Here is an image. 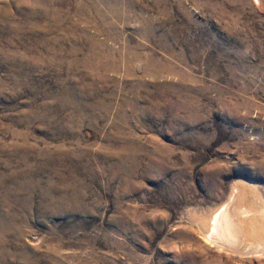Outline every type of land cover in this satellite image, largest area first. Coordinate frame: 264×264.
Listing matches in <instances>:
<instances>
[{"label": "rangeland", "instance_id": "obj_1", "mask_svg": "<svg viewBox=\"0 0 264 264\" xmlns=\"http://www.w3.org/2000/svg\"><path fill=\"white\" fill-rule=\"evenodd\" d=\"M237 187L264 0H0V264H264L205 237Z\"/></svg>", "mask_w": 264, "mask_h": 264}, {"label": "bare ground", "instance_id": "obj_2", "mask_svg": "<svg viewBox=\"0 0 264 264\" xmlns=\"http://www.w3.org/2000/svg\"><path fill=\"white\" fill-rule=\"evenodd\" d=\"M256 2L260 4V0ZM246 193L244 188H235L230 199L205 223V237L229 252L264 255V221L260 220L264 209L253 206Z\"/></svg>", "mask_w": 264, "mask_h": 264}]
</instances>
